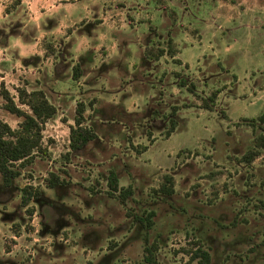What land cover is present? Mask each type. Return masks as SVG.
<instances>
[{
	"label": "rangeland",
	"instance_id": "obj_1",
	"mask_svg": "<svg viewBox=\"0 0 264 264\" xmlns=\"http://www.w3.org/2000/svg\"><path fill=\"white\" fill-rule=\"evenodd\" d=\"M21 1L6 13L14 0H0V121L18 127L21 118L3 108L1 97L5 89L17 102V87L43 89L57 113L43 125L44 153L10 187L0 175V264H148L145 247L156 264H199L192 259L197 246L209 252L211 264H264V151L250 163L240 161L259 130L245 119L264 110L257 107L264 101V0H163L157 8L148 0ZM35 20H42L36 30L57 23L51 35L63 38L62 45L80 40L74 52L94 50L100 58L132 48L129 70L149 38L163 45L170 30L177 52H189L188 82L199 96L222 88L216 106L229 109V117L200 109V97L174 85L166 105L159 102L160 64L137 67L127 84L123 58L101 72L83 62L84 79L73 82L62 63L54 66L55 58L45 55L43 33L23 42ZM203 52L211 55L201 61ZM55 70L61 73L53 76ZM95 97L84 124L97 139L66 155L76 102ZM183 103L191 107L181 108L176 130L165 138L161 114ZM110 169L118 187L132 188L124 201L117 191L107 194ZM50 173L62 184L47 188ZM164 174L173 177L169 195L158 191ZM24 185L39 188L43 199L21 206ZM149 212L150 226L135 221Z\"/></svg>",
	"mask_w": 264,
	"mask_h": 264
},
{
	"label": "trees",
	"instance_id": "obj_2",
	"mask_svg": "<svg viewBox=\"0 0 264 264\" xmlns=\"http://www.w3.org/2000/svg\"><path fill=\"white\" fill-rule=\"evenodd\" d=\"M149 5L152 8H157L160 6L163 0H148ZM21 0H14L12 4L5 8L6 13H13L19 7ZM23 7V6H22ZM164 10H166V5L162 6ZM149 21V22H148ZM144 22L148 23V29L150 32L153 30V26L151 21L146 19ZM23 22H21L22 25ZM171 26L174 25V22L171 21ZM30 26L28 34H23L24 41L33 42L35 40L36 35L38 34L37 30L34 29V25L32 23L28 24ZM83 26L85 24H82ZM82 25L80 28H83ZM88 25V24H87ZM86 25V26H87ZM57 23H53L48 25L47 27L43 25L44 29L51 30ZM85 26V27H86ZM24 28V26H22ZM22 28H17V30L13 29V32H19ZM41 29V28H40ZM45 40L43 42V48L46 56H53L54 62L53 65H57L62 63L63 70L69 71L70 80L76 83H80L83 81L84 76V67L83 62L92 63L94 57L93 46L90 47V52H83L74 58L72 47L73 44L64 43L65 40L63 38H59L56 36H52L50 32H46L44 36ZM153 38V37H151ZM149 38L148 46H144V50L141 53L139 61L137 64H132L131 68L134 70L137 67H141L147 65L148 63H153V65H159L155 62L158 61L161 57H168L172 59V62L176 65H181L182 62L180 59L175 58L177 54L176 46L174 43L173 36L170 33V30L167 31L166 38L163 41V45L157 44L153 45V39ZM65 46V47H64ZM58 47V48H56ZM115 58V57H114ZM125 60V68H123V72L126 73L130 58V50H126L124 53L122 52L119 58ZM114 60L113 58H109L107 60L102 61L99 66L96 68V71H105L108 68L110 61ZM151 65V64H149ZM220 67V64H217ZM153 67V66H152ZM144 68V67H143ZM133 70H129L131 76L128 78V81H124L127 84L133 81L132 73H135ZM143 70V69H142ZM140 69V73L143 74V71ZM187 70V64H182L179 69L168 70L167 68H162V73L160 75L159 84L150 85V89L158 88V101L161 102L165 100L166 92L170 96L171 94L168 92V87L171 85L176 86L178 89L184 88L189 93L194 94L195 96L200 97L201 103L198 105L200 109L208 110V111H216L219 113V116L222 118H228L227 111L216 106V99L221 89L213 90L208 96H199L197 92H195L194 84L192 82H188L187 74L185 71ZM53 71V70H52ZM61 72L56 71L53 73V76H58ZM145 73V71H144ZM68 75V74H64ZM168 80V81H167ZM144 81V80H143ZM172 83V84H171ZM158 86V87H157ZM1 97L4 100L3 108L10 112L11 114L20 117L21 120L18 123V127L13 129L8 124L0 121V175L2 184L4 187H10L13 180L19 177L21 174V169L26 166L29 162L32 161L34 155L37 153H44V150L41 148V137L43 125L51 118L54 117L57 113V107L53 104L46 92L43 89L36 88L31 90H26L22 87L16 88V97L17 102L14 101L12 95H10L8 90H1ZM231 97H233L231 95ZM96 97L92 98L88 103L83 101L76 102L75 106V115L73 117V125L69 126V139H68V147L69 152L66 155H70L72 152L81 150L85 145L89 142L97 139L96 130L89 125L84 124L86 111L90 108L95 102ZM166 105V102H163ZM23 106L25 108H23ZM182 107H191L190 104L183 103L182 106H178L177 104L169 105L168 111L161 114V118L167 121V126L164 129V137L168 138L177 128L178 113L180 112ZM153 113H159L157 110H153ZM166 113V114H165ZM154 119H156L154 117ZM158 119V118H157ZM247 125L250 126L253 132L256 131L255 128H258V134L255 133L252 145L245 151L243 155L240 157V161L245 163L252 162L256 157H259L263 154L264 151V110L261 114L256 117L245 119ZM147 149L146 145L141 146V150L144 151ZM141 153V151H140ZM67 158V156H66ZM107 185L109 190L107 194L109 196H113L116 191L118 192V197L124 201L127 197L132 194V188L127 186L126 188H120L119 179L116 172L113 169H110L108 172ZM164 182L160 184L158 191L163 194H172L173 193V177L170 174H164L163 176ZM62 184V180L59 179L57 175L54 173H50L49 178L47 180V188L53 189L57 185ZM21 192L20 194V203L21 206H27L30 201L33 200H41L42 194L39 188L32 186L24 185L19 187ZM29 214H32V210H28ZM153 215V212H149L145 218L136 216L135 221L143 223V225H151L152 222L150 217ZM147 256H145V260L148 264H156L154 261L153 253L150 248H146ZM192 259H197L199 264H211V256L207 250L202 249L197 246L192 252Z\"/></svg>",
	"mask_w": 264,
	"mask_h": 264
},
{
	"label": "crops",
	"instance_id": "obj_3",
	"mask_svg": "<svg viewBox=\"0 0 264 264\" xmlns=\"http://www.w3.org/2000/svg\"><path fill=\"white\" fill-rule=\"evenodd\" d=\"M21 3H23L22 1H21ZM40 22V21H42V20H35V21H33L32 22V24L33 25H36V23L37 22ZM31 23V22H30ZM53 29H51V30H47V29H44V28H38L37 29V32H38V34L36 35V37H35V40L34 41H36L38 38H39V35L41 34V33H43L44 35L42 36L43 38H44V36L46 35V32H50V34H51V31H52ZM23 37V36H22ZM114 39V41H115V44L114 45H116V48H117V43H118V41H117V39L116 38H113ZM33 41V42H34ZM78 41V40H77ZM75 39H74V44H75V42H77ZM80 41V40H79ZM78 41V42H79ZM23 42H24V39H23ZM25 43H27V42H25ZM73 44V47H75V45ZM78 44V43H77ZM72 47V48H73ZM93 48H94V46H93ZM130 49H132V48H130ZM129 49V50H130ZM73 51V50H72ZM131 51V50H130ZM73 53V56H74V58L75 57H77L78 55H80V54H82L83 52H72ZM122 52H117V50L116 51H113V52H111L110 54H107V52L105 53V52H103V54L101 53L100 55V58H98V52H94V59H93V62L91 63V64H94V67H93V69H94V71L96 70V68L99 66V64L102 62V61H104V60H107V59H109V58H113V59H115V58H119V56H120V54H121ZM141 53L142 52H140V56H141ZM230 53V52H229ZM188 55H189V52H177V54L175 55V58H178V59H180L181 60V62H182V64H187V70H192L193 69V67H191L192 66V64H190V62H189V59H188ZM203 57H202V60L201 61H203V59H204V57L206 56V55H211V54H206V53H204L203 52ZM132 56H133V52H130V58H129V62L131 61L130 59L132 58ZM140 56L138 57V61H139V58H140ZM115 57V58H114ZM192 58L194 57L193 55L191 56ZM161 58H163V57H161ZM159 59L158 61H156L155 63L156 64H160V65H162V67H164V68H167L168 70H175V69H179L181 66H182V64L181 65H176V66H174V67H171V68H168L167 66H166V64L164 65V63L162 62V59ZM165 58H168V57H165ZM170 60H172L171 58H169ZM97 61H98V63H97ZM200 61V60H199ZM198 61V62H199ZM217 61H220V60H217L216 59V62ZM95 62H96V64H95ZM137 62L136 61H133V62H131V65L132 64H136ZM173 63V62H172ZM204 63V62H203ZM174 64V63H173ZM210 65V64H209ZM196 66V65H195ZM162 67H161V69H162ZM192 69H191V68ZM207 67V64L205 65V68ZM213 71V70H212ZM98 72V71H97ZM101 72V71H100ZM214 72V71H213ZM84 77V76H83ZM84 79V78H83ZM220 94V93H219ZM259 97V95H257L256 96V100H257V98ZM130 99V98H129ZM253 99L254 98H252V101H253ZM258 102H259V106H257V107H260L261 105H263L264 104V101L263 100H257ZM257 103V102H256ZM256 103H253V104H256ZM228 104L231 106V108H233L232 106H234V104H235V101H233L232 99H230L229 100V102H228ZM229 110V109H228ZM227 110V115H228V117H229V111Z\"/></svg>",
	"mask_w": 264,
	"mask_h": 264
}]
</instances>
